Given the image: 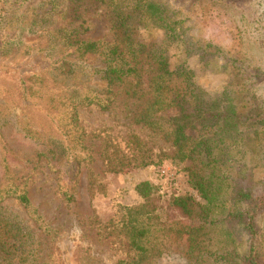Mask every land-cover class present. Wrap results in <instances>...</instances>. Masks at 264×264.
<instances>
[{
  "label": "trees",
  "instance_id": "16d2710c",
  "mask_svg": "<svg viewBox=\"0 0 264 264\" xmlns=\"http://www.w3.org/2000/svg\"><path fill=\"white\" fill-rule=\"evenodd\" d=\"M255 1L190 0V12L196 5L233 11ZM174 4L0 0V58L20 51L45 55L27 62L36 64L33 69H15L14 85L5 93L6 98L16 94V105L40 107L55 125V130L31 125L20 130L43 146L33 159L54 172L66 202L75 201L83 163L90 195L105 194L104 183L92 169L97 141L105 174L170 161L188 176L198 196H168L152 182L137 184L134 190L141 203L116 206L113 218L105 223L97 216L89 218L90 231L75 251L78 264H96L94 246L99 242H108L121 253L116 264H159L171 255L187 264H264V197H256L253 190V171L264 165V99L248 88L252 68L247 53L223 57L218 46L195 37L187 7ZM12 11L21 13L15 19ZM242 11L246 25L248 11ZM91 12L104 16L113 39L82 38L92 30L86 18ZM144 31L160 32L161 40L143 43ZM243 33L237 25L232 31L241 49ZM38 37L45 38V46L35 44ZM193 58L215 73L227 74L220 92L209 94L197 85L189 65ZM91 107L120 115L126 127L123 135L115 136L113 129L88 132L81 125L80 111ZM3 143L7 163L10 149ZM2 172L0 264H41L38 234L29 220L2 203L15 200L39 229L45 221L22 183L26 177H17L8 168Z\"/></svg>",
  "mask_w": 264,
  "mask_h": 264
},
{
  "label": "rangeland",
  "instance_id": "374dc122",
  "mask_svg": "<svg viewBox=\"0 0 264 264\" xmlns=\"http://www.w3.org/2000/svg\"><path fill=\"white\" fill-rule=\"evenodd\" d=\"M159 1L168 2L171 5L175 3L174 6H179L177 4L180 2V5L183 3L187 7L186 17L190 19L189 25L193 28L195 37L218 46L223 57L228 56L231 52L235 56L239 55L242 50L243 53L246 52L247 64L252 68L248 88L253 94L264 99V0H256L250 5L239 4L238 9H231L233 11L219 5H196L192 9L193 12H190V8H192L190 0ZM245 9L248 11L245 14L246 25L241 20L244 13L242 10L245 11ZM227 11L231 14L229 15ZM235 11L237 12L235 13ZM20 13L21 11H12V14H16L15 19ZM86 18L92 24V30L83 36V39L94 41L113 39L110 26L104 16L91 12L86 15ZM236 25L240 29L243 27L244 49H241V43L232 38V31ZM140 40L145 44L159 42L161 33L144 31L140 35ZM35 44L45 46V38L38 37ZM44 56L39 51H36V56L20 51L17 55L11 53L5 58H0V173L8 168L12 172H16L17 177H26L22 183L27 185L30 200L45 221L43 229L35 227L30 215L15 200H7L2 205L21 218L29 220V225L38 234V241L42 249L41 264H78L75 251L80 240L85 237L86 232L90 231L89 218L97 216L102 223H105L113 218L116 206H132L141 203V199L134 190L137 184L146 181L152 182L168 196L172 194L198 196L190 186L188 176L172 165L170 161H164L161 165L146 169H130L122 174H105L99 159L100 141H97L93 143L95 162L92 169L99 175L98 180L104 183L105 194L99 192L94 196L90 195L89 176L83 163L77 177L75 201L66 202L59 190L57 176L54 172L49 171L47 167L38 165L37 159H33L37 151H42L43 146L26 138L20 130L23 125H31L35 129L41 127L55 130V125L47 119L45 111L40 107L16 105L18 103L16 94L6 98L7 92L5 93L9 89L11 90L14 85L13 73L15 69L20 72L33 69L36 64L27 62L34 58H44ZM189 65L194 70L197 85L209 94H217L228 82L226 73H215L212 69L199 63L197 58L191 59ZM120 118V115H115L114 112L104 113L95 107L80 111L81 125L88 132L97 131V134H100L99 130L113 129L115 131L113 134L121 137L126 127ZM136 130L144 139L151 141L146 132L140 131L138 128ZM3 141L9 145L10 149L7 163H3ZM155 150L158 151L156 147ZM31 161L34 163L32 164ZM28 162L31 163L28 165ZM253 173L254 195L259 198L264 197V165L255 168ZM94 254L96 264H116L121 257V253L108 242L97 243L94 246ZM159 264L187 263L181 257L171 255L163 257Z\"/></svg>",
  "mask_w": 264,
  "mask_h": 264
}]
</instances>
